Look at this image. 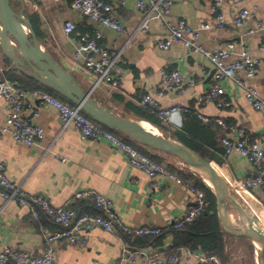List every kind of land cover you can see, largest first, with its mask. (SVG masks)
<instances>
[{"label": "crops", "instance_id": "obj_1", "mask_svg": "<svg viewBox=\"0 0 264 264\" xmlns=\"http://www.w3.org/2000/svg\"><path fill=\"white\" fill-rule=\"evenodd\" d=\"M136 1H113L111 15L124 26L125 33L105 28L81 15L72 8L71 0H10V3H15L18 7L16 12L26 19L28 24L24 26L28 29L27 33H33L39 47L69 72L85 92H91V80L82 69L81 61L74 56L78 37L93 35L99 30L102 32L101 42L106 47L122 50L118 65L123 78L119 89L108 91L99 87L91 92L95 101L112 112L122 115L125 103L137 105L143 95L151 94L160 106L179 104L209 117L221 118L228 126L226 132H222L215 121L204 123L218 126L222 135L236 137V129L243 127L248 136L257 139L264 131V116L246 101L244 89L233 80H224L231 102L228 107H218L215 102L198 104L197 97L213 82V64L203 53L189 51L180 41L161 49L157 41L166 36L162 22L151 15L147 19L148 30H138L146 11L136 7ZM172 1L169 19L183 18L191 28H198L203 22H214L216 11L211 7L214 0ZM217 6V11L224 15L227 23L223 28L200 30L198 43L207 50H215L234 42L235 53L227 58L228 62L237 57L236 53L242 45L246 46L249 53L261 61L256 74L247 82L264 96V29L247 33L246 28L236 27L231 22L238 9L254 8L255 18L264 23V0H223ZM66 21L75 25L71 35L64 33ZM254 22L252 20L249 25L254 26ZM9 52L16 55L14 47ZM4 54L0 47V65L3 68L22 69L15 65L13 59L10 63L5 62ZM198 64L202 65V69L198 68ZM161 68L178 69L186 79L183 87L167 90L162 96H157L156 91L161 88ZM22 70L30 76L33 73L31 68ZM38 111L35 120L43 129L39 146H28L15 141L8 134L0 133V160L5 162V173L9 179L20 184L29 195L40 193L49 199L52 206L71 208L77 213H98L93 197L76 198L77 192L100 193L112 200L116 215L127 225L157 226L162 233L156 237H128L117 231L95 227L85 232L86 247L74 248L64 240L47 242L39 225L43 224L46 234L58 230V225L42 216L35 221L27 206L14 200L4 202L0 198V249L9 246L30 254H40L51 247L54 251L52 264H139L144 257L166 255L173 237L169 233L162 234L173 228V223L183 215L193 198L187 183H178L161 174L153 179L155 185H152L151 179L142 170L130 165L120 149L104 140L82 137L71 124L64 126L58 111L52 106L38 105ZM5 113V101L0 99L1 121ZM181 125L182 113L175 114L170 126L179 128ZM206 139L216 144L215 148H210L213 162L220 164L230 185H239L253 172L251 163L238 152L232 151L223 157L220 140H214L209 133ZM160 155L175 168H183L176 157L162 152ZM248 192L264 207V187ZM258 219L264 226V221L260 217ZM232 238L238 240L246 237L223 234L228 264H239L229 245ZM249 245H253L251 241ZM127 251L135 254L133 261L121 260ZM178 255L179 264H196L198 258L206 254L181 249ZM215 256L218 264H222L221 259Z\"/></svg>", "mask_w": 264, "mask_h": 264}, {"label": "built area", "instance_id": "obj_2", "mask_svg": "<svg viewBox=\"0 0 264 264\" xmlns=\"http://www.w3.org/2000/svg\"><path fill=\"white\" fill-rule=\"evenodd\" d=\"M113 1L71 0V3L75 11L97 24L118 33H125L124 26L111 15ZM222 1L214 0L211 6L216 11L213 23L203 22L198 28H191L183 18L176 20L168 18L172 0H137L136 7L146 11V16L137 29L143 32L147 31V19L154 15L162 22L166 30L164 39L157 41V45L161 49H167L174 42L180 41L189 51L201 52L210 60L215 69L214 79L206 90L197 97L198 104L215 102L218 107H228L231 102L226 94L223 81L233 80L244 89L246 101L264 116V96L260 95L258 90L247 82L254 77L260 67V59L251 55L247 47L242 45L236 53L237 57L228 62L227 58L235 53L234 42H228L224 47L215 50H207L198 43L200 30L212 27L223 28L227 23L224 15L217 11V4ZM252 20L255 21L254 26L249 25ZM231 22L236 27L246 28L247 33H255L264 29V23L255 18L254 8L238 9ZM74 28L73 22L66 21L64 23L63 30L66 35H71ZM101 39L102 32L96 30L93 35H80L74 47L75 58L81 61L82 69L91 80V92L99 87L108 91L118 90L123 78L118 65L122 50L106 47ZM10 40L14 45V41ZM197 66L202 69V65L198 64ZM6 70L0 65V74H4ZM160 74L161 88L156 91L157 96H162L167 90L181 89L186 82L184 75L178 69L161 68ZM0 99H3L6 105L5 117L3 121L0 120V133L10 135L17 142L28 146L40 145L43 129L35 119L39 114L38 105H48L58 111L64 126L71 124L82 137L104 140L120 149L130 165L139 168L151 179L152 185H155L153 179L161 174L175 179L178 183H184L181 178L149 155L140 152L112 130L96 122L84 113L79 106H71L43 89L25 88L3 75V77H0ZM138 104L154 107L157 116L162 119L164 125H170L175 114L186 113L191 110L189 107L179 104L160 106L156 97L151 94L143 95ZM195 115L203 122H217L222 132H226L228 129L227 124L219 117H209L198 110L195 111ZM236 133V137L225 134L221 138L223 157H226L232 151H236L253 166V172L239 183L241 190L249 191L263 186L264 131L260 133L257 139L248 136L243 127L237 128ZM5 167V162L0 160V198L4 202L14 200L27 206L35 221H39L42 216L58 225L59 229L51 234L45 233L43 224L39 225V229L44 233L47 242L64 240L74 248H84L87 245L85 232L95 227L105 231H117L128 237L155 236L162 232V229L157 226L127 225L116 215L110 198L92 191H79L75 196L76 198L93 197L94 206L98 210L97 214L77 213L71 208L54 207L46 196L40 193L29 195L20 184L9 179L5 173ZM186 186L192 193L193 198L188 203L183 215L173 223V228L185 226L205 210L206 199L203 191L189 184ZM134 259L135 254L128 251L121 257V260L125 262ZM53 261L54 251L51 247H47L40 254H30L9 246L0 249V264H52ZM179 262L180 256L178 254H169L144 257L139 264H179ZM196 264H218V260L215 255H204L198 258Z\"/></svg>", "mask_w": 264, "mask_h": 264}, {"label": "water", "instance_id": "obj_3", "mask_svg": "<svg viewBox=\"0 0 264 264\" xmlns=\"http://www.w3.org/2000/svg\"><path fill=\"white\" fill-rule=\"evenodd\" d=\"M26 24H28L26 19L12 8L10 0H1L2 39L0 47L15 61V65L22 69L31 68L32 77L66 97L75 106H79L84 113L102 126L115 129L141 144L176 157L187 167L200 171L199 176L202 179V173L207 176L214 186L210 189L216 200L217 216L221 224L220 232L246 237L254 246L257 243L259 245V249H256L258 258L260 264H264V226L234 192L223 172L211 161L178 140L167 137L159 130L155 133L153 130L144 129L139 125L140 120L119 115L100 105L92 98L91 92L81 90L72 75L39 47L32 32L30 34L21 33L19 26ZM7 37L16 42L17 46L14 48L16 55L7 49ZM232 210L236 214L234 217L231 216ZM203 213L206 214L207 211L204 210Z\"/></svg>", "mask_w": 264, "mask_h": 264}, {"label": "trees", "instance_id": "obj_4", "mask_svg": "<svg viewBox=\"0 0 264 264\" xmlns=\"http://www.w3.org/2000/svg\"><path fill=\"white\" fill-rule=\"evenodd\" d=\"M3 56L4 61L10 63L11 58L6 54ZM3 75L25 88L43 89L61 99L65 103L74 106V104L66 97L57 93L49 86L39 82L34 77L25 73L22 69H7L4 74H0V77H3ZM122 116L150 122L167 137L176 139L183 143L204 158L211 161L218 167V169L221 170L220 164L213 162L212 153L210 151V148H215L216 144L206 139L207 134L209 133L214 140L218 139L221 142L223 135L219 132L220 128L218 126H213V123H204L201 121L195 115L194 109H191L189 112L182 113V125L179 128H174L170 125H164L162 119L157 116L156 109L150 105L141 106L139 104L136 105L133 103H125L124 114H122ZM110 130H112L126 142L136 147L140 152L149 155L152 159L159 162L187 184L201 189L205 195L206 214L202 212L195 218V220L185 224V226L181 228H172L162 234L164 235L169 233L172 234L173 237V243L166 255L178 254L181 249H185L194 253L217 255L221 259L222 264H228V256L224 252L225 242L223 239V234L220 232L221 228L216 211L215 196L204 180L197 173L193 172L187 167L182 169L175 168L170 162L160 155V151L155 149H153L155 151H150V147L129 138L115 129ZM231 185H233L234 191L238 195L239 191L241 190L240 186L234 183H231ZM260 187H264V185ZM251 191H253V189H251ZM156 236L159 235L151 237ZM249 250L250 254L254 256L253 245H249Z\"/></svg>", "mask_w": 264, "mask_h": 264}, {"label": "bare ground", "instance_id": "obj_5", "mask_svg": "<svg viewBox=\"0 0 264 264\" xmlns=\"http://www.w3.org/2000/svg\"><path fill=\"white\" fill-rule=\"evenodd\" d=\"M1 3V0H0ZM20 31L22 34H26L28 29L26 28V26L24 25H20ZM2 32H1V25H0V39H2ZM11 40L7 37L6 39V46L7 49L10 51L11 50ZM139 125H141L144 129L147 130H153L155 133H158V129L156 127H154V125L152 126L150 123H148L147 121H143L140 120L139 121ZM183 164V163H182ZM184 167H187L186 165L183 164ZM188 169L192 170L193 172L197 173L198 175L201 173L200 171L196 170L193 167H187ZM204 182L210 187V188H214L212 181L205 176L202 173ZM240 197V199L244 202V204H246L248 206V208L254 213V215L257 217H260L263 221H264V207L262 206L261 202L258 201L250 192H248L247 190H243L242 192V196H244L246 199H243L242 196L238 195ZM233 213V214H232ZM257 214V215H256ZM235 212L232 210L231 211V216L234 217ZM257 217V218H258ZM255 247L256 249H259V245L257 243H255ZM256 264H260V260L257 258L256 259Z\"/></svg>", "mask_w": 264, "mask_h": 264}, {"label": "rangeland", "instance_id": "obj_6", "mask_svg": "<svg viewBox=\"0 0 264 264\" xmlns=\"http://www.w3.org/2000/svg\"><path fill=\"white\" fill-rule=\"evenodd\" d=\"M12 8L17 11L18 7L15 3H11ZM11 39V38H10ZM14 45H11V47H16L17 44L16 42H14ZM150 151H155L153 149L150 148ZM168 155V154H167ZM181 167L184 168L183 164H181ZM242 192L243 190H240L238 195L242 196ZM243 199H246L244 196H242ZM250 241L246 238H240L238 240H235L234 238H232L230 240L229 245L232 248L233 253L236 255L237 257V261L239 262V264H256V259L258 258V254H257V250L255 247V252H254V257H251L249 254V250H248V245H249ZM259 259V258H258Z\"/></svg>", "mask_w": 264, "mask_h": 264}]
</instances>
